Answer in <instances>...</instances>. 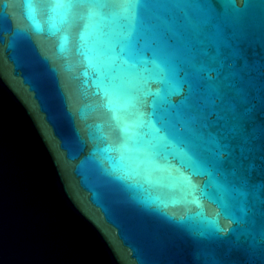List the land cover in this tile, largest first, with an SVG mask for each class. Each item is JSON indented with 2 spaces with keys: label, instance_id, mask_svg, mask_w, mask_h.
<instances>
[{
  "label": "water",
  "instance_id": "obj_1",
  "mask_svg": "<svg viewBox=\"0 0 264 264\" xmlns=\"http://www.w3.org/2000/svg\"><path fill=\"white\" fill-rule=\"evenodd\" d=\"M0 264H264V0H0Z\"/></svg>",
  "mask_w": 264,
  "mask_h": 264
}]
</instances>
